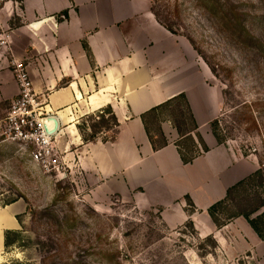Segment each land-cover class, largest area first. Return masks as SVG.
<instances>
[{"label":"rangeland","instance_id":"rangeland-1","mask_svg":"<svg viewBox=\"0 0 264 264\" xmlns=\"http://www.w3.org/2000/svg\"><path fill=\"white\" fill-rule=\"evenodd\" d=\"M24 1L0 0V218L14 219L0 221V264H264V240L238 214L253 205L256 194L264 199V180L238 187L233 200L218 209L223 224L217 226L202 212L193 220L189 201L183 210L179 202L144 208L90 177L72 156L86 144L81 139L71 146L74 132L62 128L51 137L47 164L34 159L33 142L3 136L4 119L20 93L14 61L31 79L26 65L38 58L22 34L38 20H27ZM151 5L160 23L188 39L222 90V110L211 123L218 142L264 169V0H152ZM32 82L42 104L37 112L46 113L44 95L50 91ZM167 114L160 113L156 124ZM79 124L86 136L91 126L97 139L115 134L105 112ZM78 134L82 137L79 128ZM182 213L187 220L180 222ZM259 225L264 229L263 220Z\"/></svg>","mask_w":264,"mask_h":264},{"label":"crops","instance_id":"crops-1","mask_svg":"<svg viewBox=\"0 0 264 264\" xmlns=\"http://www.w3.org/2000/svg\"><path fill=\"white\" fill-rule=\"evenodd\" d=\"M23 28L31 51L26 65L36 84L49 90L44 110L74 132L80 119L111 106L119 125L111 138L82 144L72 156L90 177L102 180L140 207L168 208L188 199L196 220L225 198L227 190L257 170L251 156L219 143L211 123L223 94L192 44L170 32L152 11V0H25ZM184 95L209 150L185 164L171 121L161 122L169 143L154 151L142 115ZM42 105V104H41ZM194 134V138H196ZM82 142V141H81ZM187 220L185 213L181 221Z\"/></svg>","mask_w":264,"mask_h":264},{"label":"trees","instance_id":"trees-1","mask_svg":"<svg viewBox=\"0 0 264 264\" xmlns=\"http://www.w3.org/2000/svg\"><path fill=\"white\" fill-rule=\"evenodd\" d=\"M164 26L170 31H172V28L169 25H164ZM104 112L109 114L110 121L113 123L116 129L117 126L119 125V122L111 106H107L106 108L99 111L100 114ZM160 113L162 114L168 113V114L164 119L159 121V124H156L154 119L157 116H159ZM99 117L102 118V116ZM142 120L154 151H157L165 147L169 143L168 139L166 138L161 128V122L165 120L171 121L179 133L180 138L178 141H176V145L179 147L182 160L185 164L191 163L199 155L209 150L208 146L206 145L202 137L196 134L198 125L191 112L188 101L184 95H180L174 99L166 101L162 105L152 108L150 111L142 115ZM78 128L82 134V140L84 143L95 142L97 140L96 134L98 131L96 130V126L90 127V131L92 132L90 136L85 135L84 129L80 124H78ZM105 129L111 130V128L108 127L107 128L105 127ZM194 134H196L197 139L194 138ZM184 140L189 141L190 145L185 143ZM218 141L221 142L220 139H218ZM263 173H264V169L258 168L250 176L238 181L236 184H234L227 190L224 199L217 201L208 209L209 216L212 218V220L216 223L217 226H221L223 224L217 218L216 214L218 209H220L228 200L229 201L233 200L232 199L233 193L238 187L244 185L245 183H248L249 181H253L256 178L261 179V181H263L264 180ZM256 196L257 197L252 198L254 199L253 205L249 207L246 211L245 210L239 211L240 213L238 214L244 216L249 221L251 227L258 234V236L264 240V229L261 228L259 225V222H261L262 220L264 221V213L259 214V212L264 208V199L260 198V194H256ZM188 201L191 204H193L190 199H188ZM253 215H256V217L252 218ZM11 232L12 231L8 230L6 233V245L8 246L11 243V241L9 240V234Z\"/></svg>","mask_w":264,"mask_h":264},{"label":"built area","instance_id":"built-area-1","mask_svg":"<svg viewBox=\"0 0 264 264\" xmlns=\"http://www.w3.org/2000/svg\"><path fill=\"white\" fill-rule=\"evenodd\" d=\"M14 62L17 66L20 93L4 119L3 136L7 139L33 142L37 146L33 153L34 159L47 164L52 151L50 145L53 135L45 132L41 118L49 114L37 112L40 110L41 102L37 98L33 82L21 65L17 61Z\"/></svg>","mask_w":264,"mask_h":264},{"label":"water","instance_id":"water-1","mask_svg":"<svg viewBox=\"0 0 264 264\" xmlns=\"http://www.w3.org/2000/svg\"><path fill=\"white\" fill-rule=\"evenodd\" d=\"M41 123L48 135H54L60 130V120L55 115H49L41 118Z\"/></svg>","mask_w":264,"mask_h":264},{"label":"bare ground","instance_id":"bare-ground-1","mask_svg":"<svg viewBox=\"0 0 264 264\" xmlns=\"http://www.w3.org/2000/svg\"><path fill=\"white\" fill-rule=\"evenodd\" d=\"M0 217H1V216H0ZM1 220H3L4 223H6V224H7V223L9 224V223H11V222H14V219L11 218L9 215H6V214H5L4 216H2V218H0V221H1ZM11 224H12V223H11ZM0 225L3 226L4 224H0Z\"/></svg>","mask_w":264,"mask_h":264}]
</instances>
